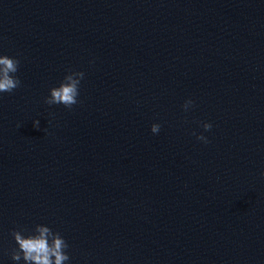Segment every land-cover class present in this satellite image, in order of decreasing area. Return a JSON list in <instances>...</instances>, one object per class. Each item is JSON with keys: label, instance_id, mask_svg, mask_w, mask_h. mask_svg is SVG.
<instances>
[{"label": "clouds", "instance_id": "9594fccd", "mask_svg": "<svg viewBox=\"0 0 264 264\" xmlns=\"http://www.w3.org/2000/svg\"><path fill=\"white\" fill-rule=\"evenodd\" d=\"M19 60L0 56V93H12L21 86V81L15 75L18 71ZM84 79L83 72L70 71L64 77V80L58 87L50 89L49 96L45 99V103L51 105H63L67 109H71L73 105L78 103L80 82ZM193 106L192 100H187L183 110L187 112ZM33 126L39 128V121H34ZM205 131H210L212 125L204 123ZM161 126L153 124L151 132L158 134ZM198 140L208 143L203 136H198ZM12 236L16 245L13 250L12 259L19 262L21 259L25 264H66L70 259L66 254L68 244L59 232H54L47 226L37 225L34 233L27 236L22 231H13Z\"/></svg>", "mask_w": 264, "mask_h": 264}]
</instances>
